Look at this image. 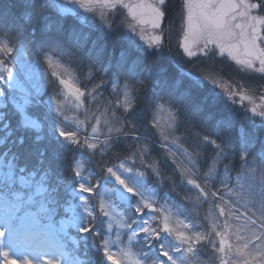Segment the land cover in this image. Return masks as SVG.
<instances>
[{"label": "snow or ice", "instance_id": "1", "mask_svg": "<svg viewBox=\"0 0 264 264\" xmlns=\"http://www.w3.org/2000/svg\"><path fill=\"white\" fill-rule=\"evenodd\" d=\"M170 5L0 0V264H264V0Z\"/></svg>", "mask_w": 264, "mask_h": 264}, {"label": "flooded vegetation", "instance_id": "2", "mask_svg": "<svg viewBox=\"0 0 264 264\" xmlns=\"http://www.w3.org/2000/svg\"><path fill=\"white\" fill-rule=\"evenodd\" d=\"M182 0H171V5H170V12L172 15H176V13L179 12V6L181 4ZM178 19V17H177ZM178 31V28H177ZM178 36L174 33L172 37V43L175 45L177 43Z\"/></svg>", "mask_w": 264, "mask_h": 264}]
</instances>
